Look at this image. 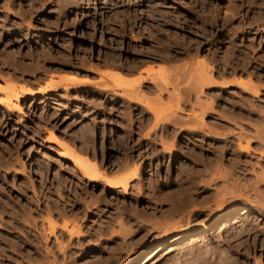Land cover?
I'll use <instances>...</instances> for the list:
<instances>
[{"label":"rangeland","instance_id":"374dc122","mask_svg":"<svg viewBox=\"0 0 264 264\" xmlns=\"http://www.w3.org/2000/svg\"><path fill=\"white\" fill-rule=\"evenodd\" d=\"M195 242L264 264V0H0V264H192Z\"/></svg>","mask_w":264,"mask_h":264},{"label":"bare ground","instance_id":"6f19581e","mask_svg":"<svg viewBox=\"0 0 264 264\" xmlns=\"http://www.w3.org/2000/svg\"><path fill=\"white\" fill-rule=\"evenodd\" d=\"M72 76V75H71ZM121 72L119 73V72H114L113 73V75H112V77L115 79H121ZM78 79V78H77ZM77 79H75L74 78V76L73 77H71L70 78V82H73V83H84V82H87V81H83V80H77ZM152 80V79H151ZM9 81V80H8ZM141 81V83H144V84H148L146 81V79L144 78V79H142V80H140ZM5 82H7V81H5ZM5 84V88L4 87H2V93L4 94L3 96H4V102H6V104L8 103H12V101H15V100H18V101H20L21 99H23L25 96L23 95V94H25V95H29V96H31V93H33L31 90H29V89H27V90H25V89H23V94H21L18 90V88L16 87V86H14V85H11V84H9V83H4ZM48 90V89H47ZM137 95V94H136ZM135 95V96H136ZM137 98V97H136ZM2 100V99H1ZM10 105V104H9ZM150 111V110H149ZM152 112V111H151ZM150 113V112H149ZM153 113V112H152ZM154 115H155V113H154ZM157 115V114H156ZM155 118H157V119H159V116L157 115V116H155ZM157 119H156V121H157ZM164 120V119H163ZM166 120V119H165ZM52 140L54 141V143H56L58 146H64V148L65 149H67L66 151H68L69 152V155L71 156V158H73V160H74V162H75V164H76V167H78L79 168V170L82 172V174L84 175V177L86 178V179H88L91 183H94V182H98L99 180H101V173L99 172V170H98V168H97V166H95L94 164H92V162H90L89 160H88V158H85V157H82V156H80V155H78V154H76L74 151H69V149L67 148V146L65 145V143H63L58 137H52ZM246 150L247 151H249V146L246 148ZM139 177V169H136V171L133 173V174H131L130 176H128V177H126V178H124V179H120V180H115V179H106L105 180V182H106V186L108 187V188H112V189H119V188H122L123 190H124V192L126 193L127 192V190H128V188L130 187V184H131V182H133L135 179H137ZM233 191H228L226 194L227 195H233ZM185 194V196H184V198H179V201L180 202H178V200H177V203L179 204V206H178V209L179 208H181V207H184L185 205H187L189 202H190V196H192V194H189V193H184ZM225 194V195H226ZM182 195V194H181ZM224 196V195H223ZM239 196H241V195H239ZM235 197V196H234ZM223 198V197H222ZM225 198V197H224ZM226 199H228V198H226ZM225 199V200H226ZM220 200V199H219ZM224 200V201H225ZM223 202V201H222ZM221 201L219 202V204L220 203H222ZM220 206H222L221 204H220ZM221 218V217H220ZM220 218H218L216 221H214L213 222V224L214 223H216ZM50 223V227H51V231L52 232H54V230L55 229H57L56 228V223H54L53 221H50L49 222ZM218 224V223H217ZM182 226V225H181ZM181 226H180V223H178V224H174V226L171 228L172 229V231L173 230H179V229H181ZM167 227V226H166ZM64 228H66V226H64ZM66 230V229H65ZM51 231H50V233H51ZM169 231H170V229H169ZM220 242V241H219ZM218 242V243H219ZM196 243V242H195ZM194 243V245L192 246V248H189L190 250L189 251H185L186 253V255H188V256H186V257H188L190 260H191V262H192V264L194 263V264H226V260L224 261V259H223V257H222V252H220L219 250V248L220 247H216L217 249L215 250V249H213V251L211 250L212 248H210L209 246V248H207V245H205V244H200L199 243V245L196 243L195 244ZM193 244V243H192ZM192 244H189L190 246L192 245ZM219 246V245H218ZM213 248H215V247H213ZM182 251H184V250H182ZM180 252V251H179ZM224 252V251H223ZM181 253V252H180ZM180 253H179V255H180ZM221 253V254H220ZM183 254V253H182ZM185 254H183V255H185ZM212 254H214L216 257H219L220 259L219 260H215V261H212L213 259H212ZM213 255V257H215ZM177 256V255H176ZM224 256H226V255H224ZM180 257V256H179ZM182 257V256H181ZM178 258V257H177ZM187 258V259H188ZM210 258L212 259L211 261H210ZM183 261H186V259L184 260V258H181ZM178 260H179V258H178ZM228 261H229V259H228ZM227 261V262H228ZM179 262V261H178ZM190 262V263H191ZM223 262H225V263H223ZM230 262V261H229ZM174 263V262H173ZM188 263H189V261H188ZM136 264V263H135ZM175 264V263H174ZM176 264H181V263H176Z\"/></svg>","mask_w":264,"mask_h":264}]
</instances>
